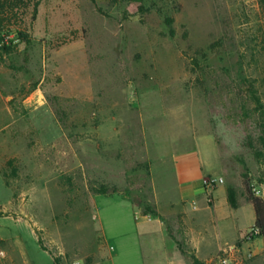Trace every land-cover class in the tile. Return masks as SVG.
<instances>
[{
	"label": "rangeland",
	"instance_id": "rangeland-1",
	"mask_svg": "<svg viewBox=\"0 0 264 264\" xmlns=\"http://www.w3.org/2000/svg\"><path fill=\"white\" fill-rule=\"evenodd\" d=\"M30 32L0 56V264L39 237L99 264V195L150 204L169 152L264 186L261 0H40Z\"/></svg>",
	"mask_w": 264,
	"mask_h": 264
},
{
	"label": "crops",
	"instance_id": "crops-1",
	"mask_svg": "<svg viewBox=\"0 0 264 264\" xmlns=\"http://www.w3.org/2000/svg\"><path fill=\"white\" fill-rule=\"evenodd\" d=\"M169 153L162 158L161 167L170 178L158 177L154 164L151 166L153 196L147 205L158 216L145 215V207L123 195H99L96 204L106 252L98 263L193 264L195 256L204 264H212L223 251L235 246L236 264H264V240L247 238L255 227L256 214L243 181L235 184L227 179L209 202L203 179L214 175L208 169L212 166L202 159L201 151L195 147ZM229 188L237 194L235 208L229 202ZM16 244L13 249L24 260L20 264H55L50 252L40 244L41 250L35 252H30L21 242ZM40 252L48 258L34 257L33 254L41 255ZM9 255L15 264L16 258L11 252Z\"/></svg>",
	"mask_w": 264,
	"mask_h": 264
},
{
	"label": "trees",
	"instance_id": "trees-1",
	"mask_svg": "<svg viewBox=\"0 0 264 264\" xmlns=\"http://www.w3.org/2000/svg\"><path fill=\"white\" fill-rule=\"evenodd\" d=\"M122 1L143 4L145 0ZM261 2L264 6V0H261ZM39 6L40 0H0V56L13 55L18 52L20 46L32 41L30 24L37 17ZM141 10L146 11L143 6H141ZM168 23L172 25L173 19L169 18ZM254 98L258 104L261 103L256 95H254ZM244 187L247 197L255 209L256 223L254 228L259 229L258 234L247 238L255 240L264 237V199L255 195L253 188L247 181L244 182ZM228 196L231 206L235 208L237 206L236 191L229 188ZM144 214L158 216V213L150 205H145ZM39 244L43 250L50 252L40 237ZM50 254L54 258L55 264H61L60 259L56 258L53 253L50 252ZM193 261V264H204L195 256H193Z\"/></svg>",
	"mask_w": 264,
	"mask_h": 264
},
{
	"label": "built area",
	"instance_id": "built-area-1",
	"mask_svg": "<svg viewBox=\"0 0 264 264\" xmlns=\"http://www.w3.org/2000/svg\"><path fill=\"white\" fill-rule=\"evenodd\" d=\"M225 183L224 178L216 176H207L203 179V187L205 193L208 197V201L212 202L214 200V193L220 185ZM253 188V187H252ZM253 192L256 196L264 199V186L259 188H253ZM259 233V229L253 228L247 234V237H251ZM238 251L237 247L233 246L222 252L221 256L212 264H236L235 254ZM73 264H81L79 262H74Z\"/></svg>",
	"mask_w": 264,
	"mask_h": 264
}]
</instances>
